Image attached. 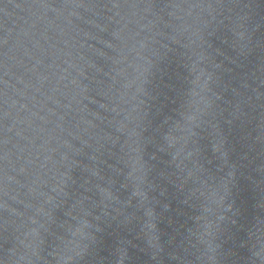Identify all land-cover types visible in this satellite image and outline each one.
<instances>
[{
	"label": "water",
	"instance_id": "water-1",
	"mask_svg": "<svg viewBox=\"0 0 264 264\" xmlns=\"http://www.w3.org/2000/svg\"><path fill=\"white\" fill-rule=\"evenodd\" d=\"M0 264H264V0H0Z\"/></svg>",
	"mask_w": 264,
	"mask_h": 264
},
{
	"label": "snow or ice",
	"instance_id": "snow-or-ice-1",
	"mask_svg": "<svg viewBox=\"0 0 264 264\" xmlns=\"http://www.w3.org/2000/svg\"><path fill=\"white\" fill-rule=\"evenodd\" d=\"M117 6H119L120 4V0H116Z\"/></svg>",
	"mask_w": 264,
	"mask_h": 264
}]
</instances>
